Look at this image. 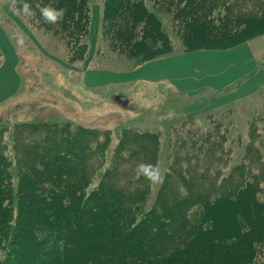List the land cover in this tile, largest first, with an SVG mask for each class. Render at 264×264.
I'll return each mask as SVG.
<instances>
[{
  "label": "rangeland",
  "instance_id": "rangeland-1",
  "mask_svg": "<svg viewBox=\"0 0 264 264\" xmlns=\"http://www.w3.org/2000/svg\"><path fill=\"white\" fill-rule=\"evenodd\" d=\"M4 1L0 26L9 43L0 38V56L5 58L0 74L9 91L16 75L19 82L15 93L0 101V154L11 168L14 190L25 167L38 164L41 155L51 159L62 154L67 177L86 173L83 193L101 195L95 218L103 212L111 224L126 215L150 213L158 223L149 234L161 241L166 236L174 247L182 245L181 235L199 221L202 201L234 197L246 181L264 187V90L211 106L204 102L215 97L213 92L184 93L164 82L94 86L86 82L90 70L128 72L138 66L106 47L103 1H91L89 34L86 44L81 42L87 47L75 55L34 20L13 14ZM150 1L173 45L170 55L184 52L180 27L206 11L196 6L201 0H189L182 12L186 0ZM210 1L213 15L220 11L234 27L264 18V0ZM16 30L25 34L23 45L12 38ZM11 46L15 68L8 67ZM258 55L264 63V50ZM141 161L160 166L165 172L162 185L137 176ZM83 226L84 231L92 229Z\"/></svg>",
  "mask_w": 264,
  "mask_h": 264
},
{
  "label": "trees",
  "instance_id": "trees-1",
  "mask_svg": "<svg viewBox=\"0 0 264 264\" xmlns=\"http://www.w3.org/2000/svg\"><path fill=\"white\" fill-rule=\"evenodd\" d=\"M91 1L17 0L18 4L29 3L36 12L30 19L38 28L51 32L74 55L81 51L79 48L87 47L81 42L85 43L89 34ZM101 1L102 37L108 50L120 58L136 61L138 66L171 54L173 45L150 0ZM4 2L9 4L10 0ZM184 2L181 12L186 10L189 0ZM44 5L65 8L63 20L55 25L44 22L39 13V7ZM196 6L206 11L180 27L184 52L226 50L264 35V18L234 27L222 19L220 11L213 15L212 1L201 0ZM167 10L171 13L170 8ZM63 157L59 154L50 159L41 155L38 164L25 167L18 175L14 190L11 168L0 154V264H257L264 261L260 260L264 257L263 186L246 181L234 197L221 195L213 201H202L201 217L185 237L181 235L182 245L169 247L166 236L161 241L149 234L151 225L158 223L150 213L126 215L123 221L111 224L103 212L95 218L94 211L101 202L95 205L101 201V195L95 192L86 196L83 193L86 185L82 184L86 173L71 172L74 177L68 178ZM105 221L108 225L99 227ZM85 224L91 231H84Z\"/></svg>",
  "mask_w": 264,
  "mask_h": 264
},
{
  "label": "crops",
  "instance_id": "crops-1",
  "mask_svg": "<svg viewBox=\"0 0 264 264\" xmlns=\"http://www.w3.org/2000/svg\"><path fill=\"white\" fill-rule=\"evenodd\" d=\"M0 38L9 43L4 29L0 26ZM264 39V38H262ZM249 41L226 50L203 49L193 52L174 53L164 58L147 62L128 72H104L90 70L87 81L94 86L116 84L125 81L169 83L179 91L188 93L210 91L215 94L204 102L220 106L238 99L247 98L264 90V63L258 55L264 50V40ZM8 67L15 68L17 59L11 46ZM15 71V69H14ZM86 76V74H85ZM0 74V101L15 93L16 85L9 91ZM224 94L223 96H219ZM223 101V103H219ZM257 264H264V261Z\"/></svg>",
  "mask_w": 264,
  "mask_h": 264
},
{
  "label": "clouds",
  "instance_id": "clouds-1",
  "mask_svg": "<svg viewBox=\"0 0 264 264\" xmlns=\"http://www.w3.org/2000/svg\"><path fill=\"white\" fill-rule=\"evenodd\" d=\"M9 9L13 14L21 15L26 18H32L36 15L32 6L27 2L18 4L17 0H10ZM39 13L44 22L55 25L63 20L66 9L63 7L56 8L51 5H44L39 7ZM12 38L16 40L18 45H23L25 42V34L22 30L14 31ZM4 60L5 58L0 56V67L3 66ZM135 172L138 177H143L153 185H162L165 179V172L159 165L153 163L141 161L136 165Z\"/></svg>",
  "mask_w": 264,
  "mask_h": 264
}]
</instances>
